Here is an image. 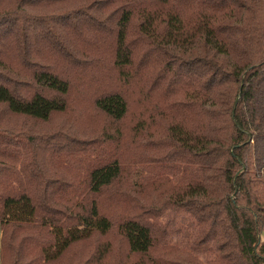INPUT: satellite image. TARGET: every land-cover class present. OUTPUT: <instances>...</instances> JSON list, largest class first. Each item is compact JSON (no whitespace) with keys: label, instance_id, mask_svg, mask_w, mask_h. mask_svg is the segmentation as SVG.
Instances as JSON below:
<instances>
[{"label":"trees","instance_id":"1","mask_svg":"<svg viewBox=\"0 0 264 264\" xmlns=\"http://www.w3.org/2000/svg\"><path fill=\"white\" fill-rule=\"evenodd\" d=\"M0 105L103 118L0 129V264H264V0H0Z\"/></svg>","mask_w":264,"mask_h":264},{"label":"rangeland","instance_id":"2","mask_svg":"<svg viewBox=\"0 0 264 264\" xmlns=\"http://www.w3.org/2000/svg\"><path fill=\"white\" fill-rule=\"evenodd\" d=\"M60 7L52 6V8L47 6H38L35 8L36 13H49L54 14L55 11H59ZM70 113V112H69ZM69 113H58L52 116V118L45 122L38 119H33L23 116L10 115L4 106L0 105V119H2L5 124H3L0 129L9 128V130L15 131H29L34 133H44V132H54L57 130H73L82 137H92L96 135L97 128L102 125L103 118L99 116L94 110H89L87 113L80 117V119L75 123L73 121V115ZM100 124V125H99ZM104 124V123H103ZM79 125H83L86 129H81ZM88 130V132L86 131ZM83 131H86L83 133ZM98 235L84 240L75 244L71 252L74 250L80 252L83 257H89L95 251L96 242L98 241ZM0 250H1V229H0ZM73 253V252H72Z\"/></svg>","mask_w":264,"mask_h":264}]
</instances>
